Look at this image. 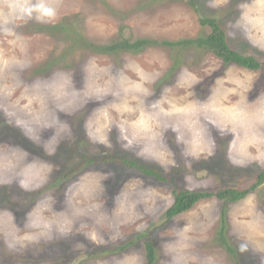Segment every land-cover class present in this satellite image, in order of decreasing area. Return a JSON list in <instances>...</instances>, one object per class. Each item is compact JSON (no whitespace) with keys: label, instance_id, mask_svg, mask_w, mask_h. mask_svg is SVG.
I'll use <instances>...</instances> for the list:
<instances>
[{"label":"rangeland","instance_id":"374dc122","mask_svg":"<svg viewBox=\"0 0 264 264\" xmlns=\"http://www.w3.org/2000/svg\"><path fill=\"white\" fill-rule=\"evenodd\" d=\"M202 16L264 61V0H0V264H264V183L167 220L264 169V69L181 43Z\"/></svg>","mask_w":264,"mask_h":264},{"label":"trees","instance_id":"16d2710c","mask_svg":"<svg viewBox=\"0 0 264 264\" xmlns=\"http://www.w3.org/2000/svg\"><path fill=\"white\" fill-rule=\"evenodd\" d=\"M192 1V0H191ZM200 22L204 26H209L210 33L201 38H197L194 40H183L180 41L181 43H194L196 42L198 45L202 47H207L210 49L218 58L222 59L226 63H234L239 67H243L249 70L258 71L264 69V61L258 59L254 55L245 54L241 51L233 48L228 39L225 29L223 28L219 19L215 17H208L202 16L200 18ZM149 42L148 40H138L136 43H130L129 40H124L123 42L113 44L111 46L105 47L108 51H116L120 48L123 49H131V50H138L139 47L144 45L145 43ZM179 42V43H180ZM168 43V42H167ZM112 160H117L115 156H109ZM86 161H93V159H87ZM123 162H125L130 167H136L145 175L155 176L160 180L168 181V178L161 174V172L155 167H148L146 165L141 164L140 162L135 161L129 157L123 158ZM264 183V169L260 170L256 176L255 181L247 187V188H236V187H221L217 190H188L179 187L173 188L174 194V202L173 204L167 209V220L173 219L175 216L184 213L185 211L190 210L193 205L204 199L209 197H218L225 201H237L246 197L250 192L256 189L259 185ZM224 228L225 225L221 228L220 236L221 240L227 244L225 236H224ZM229 249L235 253L232 247ZM146 251H147V261L148 264H152L155 261L156 253H155V246L152 239H148L146 241ZM238 264H242L241 260L238 259Z\"/></svg>","mask_w":264,"mask_h":264}]
</instances>
